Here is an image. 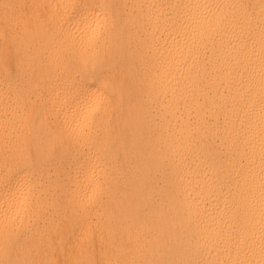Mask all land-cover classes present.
<instances>
[{"label":"clouds","instance_id":"obj_1","mask_svg":"<svg viewBox=\"0 0 264 264\" xmlns=\"http://www.w3.org/2000/svg\"><path fill=\"white\" fill-rule=\"evenodd\" d=\"M0 264H264V0H0Z\"/></svg>","mask_w":264,"mask_h":264}]
</instances>
